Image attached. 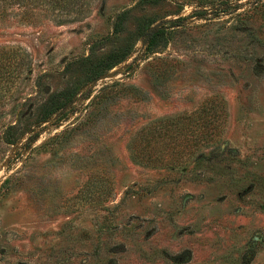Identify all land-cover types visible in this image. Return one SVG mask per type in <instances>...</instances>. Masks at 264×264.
<instances>
[{"label":"rangeland","instance_id":"obj_1","mask_svg":"<svg viewBox=\"0 0 264 264\" xmlns=\"http://www.w3.org/2000/svg\"><path fill=\"white\" fill-rule=\"evenodd\" d=\"M0 50V264H264V0H91Z\"/></svg>","mask_w":264,"mask_h":264},{"label":"trees","instance_id":"obj_2","mask_svg":"<svg viewBox=\"0 0 264 264\" xmlns=\"http://www.w3.org/2000/svg\"><path fill=\"white\" fill-rule=\"evenodd\" d=\"M91 0H0V18L16 16L22 22L32 23L39 18H48L57 23L77 21L85 17L90 11ZM160 36V30L150 34L148 48L152 49L154 40ZM125 52L113 51L102 58L95 66L94 78L121 62ZM11 52L0 50V82L7 78L10 67ZM90 78V79H91ZM1 89V88H0ZM64 90L53 96L54 106L50 107L46 115H50L64 105ZM48 117V116H46ZM10 143V141H8Z\"/></svg>","mask_w":264,"mask_h":264},{"label":"flooded vegetation","instance_id":"obj_3","mask_svg":"<svg viewBox=\"0 0 264 264\" xmlns=\"http://www.w3.org/2000/svg\"><path fill=\"white\" fill-rule=\"evenodd\" d=\"M247 263H248V259H245V260H244V264H247Z\"/></svg>","mask_w":264,"mask_h":264}]
</instances>
